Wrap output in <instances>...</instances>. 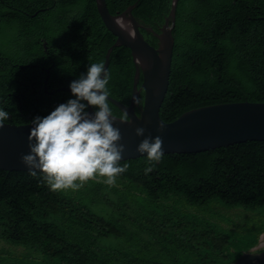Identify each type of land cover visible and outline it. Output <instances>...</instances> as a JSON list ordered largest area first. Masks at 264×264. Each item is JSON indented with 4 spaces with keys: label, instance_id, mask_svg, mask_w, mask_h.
<instances>
[{
    "label": "trees",
    "instance_id": "trees-1",
    "mask_svg": "<svg viewBox=\"0 0 264 264\" xmlns=\"http://www.w3.org/2000/svg\"><path fill=\"white\" fill-rule=\"evenodd\" d=\"M106 3L112 15L136 4L134 17L159 33L172 0ZM141 33L150 45L158 46L152 32L141 29ZM172 35L169 88L160 109L163 121L172 122L209 105L264 102V0H178ZM115 41L98 14L96 0H0V109L9 113L4 123L27 124L74 99L69 91L52 95L44 91L47 70L49 92L70 87L91 63L105 62ZM107 72L109 96L129 105L135 76L131 51L124 46L113 48ZM141 83L142 79L139 87ZM140 97L144 99L143 92ZM108 103L113 116L124 115ZM124 163L129 168L117 178L132 184L151 202L176 196L196 206L264 208V141L164 154L147 174V156L123 161L121 166ZM90 185L95 194L113 189ZM64 192L51 190L41 172L34 176L0 170V205L7 207L10 220L1 238L63 264H231L242 254L231 251L233 242L224 230L173 215L156 219L158 228L146 220L149 228L142 231L151 242L137 234L131 239L134 245L125 243L120 254L101 259L88 255L79 245L69 244L54 224L40 220V214L72 215V201ZM122 203L130 207L129 200ZM89 217L98 221L97 216ZM123 227H127L124 221ZM104 231L102 236L111 230ZM258 236L247 250L256 245Z\"/></svg>",
    "mask_w": 264,
    "mask_h": 264
},
{
    "label": "water",
    "instance_id": "water-1",
    "mask_svg": "<svg viewBox=\"0 0 264 264\" xmlns=\"http://www.w3.org/2000/svg\"><path fill=\"white\" fill-rule=\"evenodd\" d=\"M178 0H172L169 16L165 19L159 33L143 26L134 17L132 11L136 4L129 6L124 12L112 15L106 0H96L98 14L116 41L105 55V69L109 66L110 54L115 47L124 46L131 51L135 64V76L132 97L144 93L143 105H136L131 97L129 105H125L112 97L108 100L123 113L127 112V122L115 117L113 126L118 128L124 145L122 161L147 156L137 151L138 145L147 137L160 136L163 140L164 154H192L228 147L245 142L264 141V102H235L209 105L190 110L172 122H165L160 117V109L169 88L174 38L172 30L175 26ZM122 19L130 23L135 38L129 37L115 21ZM141 29L152 32L158 40V46L150 45L141 33ZM46 49V44L44 43ZM49 70L44 80V91L49 95L54 92L69 91L70 87H60L55 91L47 90ZM142 83L139 87L140 80ZM86 103V102H85ZM89 113L96 110L88 107ZM32 121L15 125L4 123L0 127V170L31 172L21 162L23 155L29 154V140ZM161 123L164 125L160 129ZM143 127L144 136H137L135 129ZM34 143V141H33ZM36 172H40L36 170ZM264 252H243L231 264H264Z\"/></svg>",
    "mask_w": 264,
    "mask_h": 264
},
{
    "label": "rangeland",
    "instance_id": "rangeland-1",
    "mask_svg": "<svg viewBox=\"0 0 264 264\" xmlns=\"http://www.w3.org/2000/svg\"><path fill=\"white\" fill-rule=\"evenodd\" d=\"M92 181L84 184L88 189L81 187L79 190H61L72 201V215L69 212L46 216L40 214L43 223L54 224L69 244L79 245L88 255L94 253L101 259L109 254H120L125 243L134 245L131 239L137 234L146 242H151L149 235L142 231L149 228L146 220L151 219L153 227L158 228L156 219L166 220L173 215L178 218L187 216L189 220L198 219L224 230L233 242V252H264V208H226L217 204L196 206L176 196L151 202L140 190L120 178L116 179L114 186H110L113 189L103 188L104 191L95 194V190L89 189L91 183L103 187L106 184L103 178ZM122 200H129L130 207L124 205ZM89 216H97L98 221ZM173 219L176 217L171 218L175 222ZM123 221L127 227H123ZM9 224L8 209L0 205V264H63L57 258L50 259L29 247L3 240L2 234ZM107 229L111 231L106 233L107 236H102ZM125 236L130 240H123ZM256 236V245L247 250Z\"/></svg>",
    "mask_w": 264,
    "mask_h": 264
},
{
    "label": "clouds",
    "instance_id": "clouds-1",
    "mask_svg": "<svg viewBox=\"0 0 264 264\" xmlns=\"http://www.w3.org/2000/svg\"><path fill=\"white\" fill-rule=\"evenodd\" d=\"M115 23L129 37L135 38L130 23L119 18ZM109 81L110 74L104 63H91L86 74L70 84L74 99L58 105L46 117L37 116L31 122L29 154L23 155L21 162L34 176L39 170L42 181L51 190H79L89 180L98 178H103L106 185L114 186L117 177L128 170L127 163L121 166L124 145L119 143L122 139L120 130L113 126L115 118L108 103ZM132 100L136 105H143L140 96H133ZM89 106L96 111L89 113ZM7 119L9 113L0 109V127ZM127 120L125 112L121 121ZM163 128L161 123L160 129ZM144 133L143 127L135 129L137 136H144ZM162 145L160 136L147 137L138 145L137 151L147 154L145 174L161 161Z\"/></svg>",
    "mask_w": 264,
    "mask_h": 264
},
{
    "label": "flooded vegetation",
    "instance_id": "flooded-vegetation-1",
    "mask_svg": "<svg viewBox=\"0 0 264 264\" xmlns=\"http://www.w3.org/2000/svg\"><path fill=\"white\" fill-rule=\"evenodd\" d=\"M264 259V258H263Z\"/></svg>",
    "mask_w": 264,
    "mask_h": 264
}]
</instances>
